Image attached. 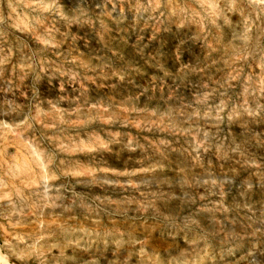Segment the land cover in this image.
<instances>
[{
  "label": "rangeland",
  "instance_id": "obj_1",
  "mask_svg": "<svg viewBox=\"0 0 264 264\" xmlns=\"http://www.w3.org/2000/svg\"><path fill=\"white\" fill-rule=\"evenodd\" d=\"M0 264H264V0H0Z\"/></svg>",
  "mask_w": 264,
  "mask_h": 264
},
{
  "label": "bare ground",
  "instance_id": "obj_2",
  "mask_svg": "<svg viewBox=\"0 0 264 264\" xmlns=\"http://www.w3.org/2000/svg\"><path fill=\"white\" fill-rule=\"evenodd\" d=\"M9 134V133H8ZM11 145V144H10ZM25 145V144H24ZM21 152V151H20ZM31 154V153H30ZM22 158V157H21Z\"/></svg>",
  "mask_w": 264,
  "mask_h": 264
}]
</instances>
